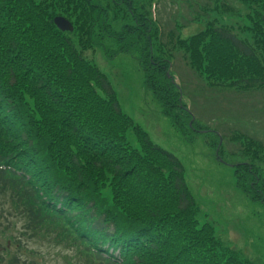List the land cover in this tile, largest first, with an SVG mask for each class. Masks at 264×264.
<instances>
[{
	"label": "trees",
	"instance_id": "16d2710c",
	"mask_svg": "<svg viewBox=\"0 0 264 264\" xmlns=\"http://www.w3.org/2000/svg\"><path fill=\"white\" fill-rule=\"evenodd\" d=\"M239 1L250 9L249 25L209 20L181 38L156 26L145 4L131 0H113L111 7L98 0H0L5 246L20 247L26 236L50 240L74 252L75 264H255L224 245L211 223L199 222L179 158L122 110L106 74L84 55L103 37L118 41L113 53L137 54L144 86L172 125L209 132L197 119L189 125L192 113L172 57L179 53L209 87L263 91L264 0ZM55 16L73 29L57 28ZM240 133L229 140L240 141L235 153L249 160L233 165L236 187L264 203V177L255 164L264 162V144ZM217 134L215 146L224 138ZM7 253L1 264H34Z\"/></svg>",
	"mask_w": 264,
	"mask_h": 264
},
{
	"label": "rangeland",
	"instance_id": "374dc122",
	"mask_svg": "<svg viewBox=\"0 0 264 264\" xmlns=\"http://www.w3.org/2000/svg\"><path fill=\"white\" fill-rule=\"evenodd\" d=\"M98 1L104 6L113 5V0ZM131 1L134 6L145 4L156 26L175 29L181 38L202 30L209 20L219 24H250V9L239 0ZM221 4L231 9H217L216 5L221 7ZM112 14L110 11L109 17ZM113 24L117 26V23ZM236 32L241 37L248 35L247 31ZM98 41L100 44L84 55L106 74L122 110L148 133L153 142L179 158L184 166L185 181L199 208V222L211 223L223 244L238 251L241 257L264 264V203L252 200L236 187L231 165L248 161L249 157L235 153L242 147L240 141L229 140L234 133L240 135L243 132L264 144V90L241 92L209 87L185 64L180 54L175 53L172 70L182 86L183 101L199 124L211 128L209 132H196L190 128L182 132L161 112V105L144 86V73L137 54L131 51L113 53L120 43L112 38L103 37ZM217 132L224 136L219 138L222 160L217 158V146L213 145ZM128 136L136 145L133 133L128 132ZM257 163L264 177V162ZM5 242L0 240V256L8 257L7 252H11L20 260L34 264L76 263L74 252L50 240L21 237L20 247L9 242L5 246Z\"/></svg>",
	"mask_w": 264,
	"mask_h": 264
},
{
	"label": "water",
	"instance_id": "95a60500",
	"mask_svg": "<svg viewBox=\"0 0 264 264\" xmlns=\"http://www.w3.org/2000/svg\"><path fill=\"white\" fill-rule=\"evenodd\" d=\"M53 21L57 28L62 31H71L73 29L71 22L63 16H55Z\"/></svg>",
	"mask_w": 264,
	"mask_h": 264
}]
</instances>
